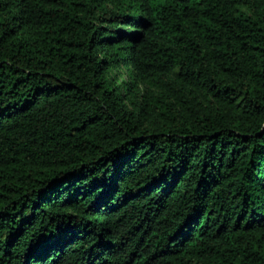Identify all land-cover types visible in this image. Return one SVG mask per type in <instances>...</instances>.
I'll return each instance as SVG.
<instances>
[{
  "label": "trees",
  "instance_id": "1",
  "mask_svg": "<svg viewBox=\"0 0 264 264\" xmlns=\"http://www.w3.org/2000/svg\"><path fill=\"white\" fill-rule=\"evenodd\" d=\"M0 264H264V0H0Z\"/></svg>",
  "mask_w": 264,
  "mask_h": 264
},
{
  "label": "rangeland",
  "instance_id": "2",
  "mask_svg": "<svg viewBox=\"0 0 264 264\" xmlns=\"http://www.w3.org/2000/svg\"><path fill=\"white\" fill-rule=\"evenodd\" d=\"M125 71H126V70H125L124 67H121V68H120V76H121L122 79H127V74H126Z\"/></svg>",
  "mask_w": 264,
  "mask_h": 264
}]
</instances>
